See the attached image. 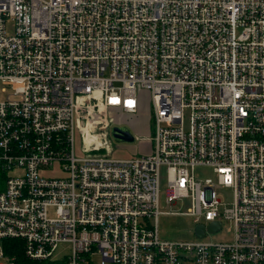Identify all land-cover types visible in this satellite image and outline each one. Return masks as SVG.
I'll return each mask as SVG.
<instances>
[{
    "label": "built area",
    "instance_id": "1",
    "mask_svg": "<svg viewBox=\"0 0 264 264\" xmlns=\"http://www.w3.org/2000/svg\"><path fill=\"white\" fill-rule=\"evenodd\" d=\"M0 87V264H264V0H0ZM141 90L150 151L115 159ZM162 167L233 242L160 240Z\"/></svg>",
    "mask_w": 264,
    "mask_h": 264
},
{
    "label": "rangeland",
    "instance_id": "2",
    "mask_svg": "<svg viewBox=\"0 0 264 264\" xmlns=\"http://www.w3.org/2000/svg\"><path fill=\"white\" fill-rule=\"evenodd\" d=\"M1 89V87H0ZM6 99L5 94L0 93V100ZM114 122L117 126L126 127L129 129L133 137L136 138L133 142H117L113 137V152L112 156L119 160L134 159L148 151L149 144L144 140L145 137L151 135V101L150 94L147 90H141L139 94V111L138 114L129 116H115ZM81 139L79 132H75V155L76 158H82ZM49 177H62V173L58 167L46 172ZM196 174L201 177L212 176V171L207 168H198ZM168 189V170L166 167L161 168L160 179V215L158 217L159 238L165 242H196L195 233L196 224L194 218L189 215H181L187 213L189 204L187 202H178L169 204L167 202L166 191ZM218 196L222 201L230 200L231 192L229 190L218 191ZM54 211L50 210V217H54ZM234 234L230 225L227 223L223 229L217 233L208 235L204 240L207 243H231L233 242ZM68 246H60L56 252L58 257H63L64 253H68ZM92 264H100L98 255L92 258Z\"/></svg>",
    "mask_w": 264,
    "mask_h": 264
},
{
    "label": "water",
    "instance_id": "3",
    "mask_svg": "<svg viewBox=\"0 0 264 264\" xmlns=\"http://www.w3.org/2000/svg\"><path fill=\"white\" fill-rule=\"evenodd\" d=\"M112 137L117 142H133L134 141L133 135L131 134L129 129H127L126 127H117V126H115L112 129ZM220 228H221V223L220 222L213 223L207 229H205V227L203 225H198V226L195 227L196 237L204 238V236L206 234V231H208L210 233H214V232L218 231Z\"/></svg>",
    "mask_w": 264,
    "mask_h": 264
},
{
    "label": "trees",
    "instance_id": "4",
    "mask_svg": "<svg viewBox=\"0 0 264 264\" xmlns=\"http://www.w3.org/2000/svg\"><path fill=\"white\" fill-rule=\"evenodd\" d=\"M3 247L5 248L7 253L16 256V260L19 264H46V263H37L29 260L25 256L22 243L18 242L17 240H6L3 242Z\"/></svg>",
    "mask_w": 264,
    "mask_h": 264
},
{
    "label": "crops",
    "instance_id": "5",
    "mask_svg": "<svg viewBox=\"0 0 264 264\" xmlns=\"http://www.w3.org/2000/svg\"><path fill=\"white\" fill-rule=\"evenodd\" d=\"M148 146H149V145H148ZM149 151H150V147L148 148V151H147V152H149ZM147 152H146V153H147Z\"/></svg>",
    "mask_w": 264,
    "mask_h": 264
}]
</instances>
